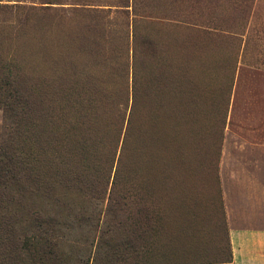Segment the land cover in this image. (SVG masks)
Segmentation results:
<instances>
[{
	"label": "rangeland",
	"instance_id": "1",
	"mask_svg": "<svg viewBox=\"0 0 264 264\" xmlns=\"http://www.w3.org/2000/svg\"><path fill=\"white\" fill-rule=\"evenodd\" d=\"M135 25L138 34L158 43L164 75H174L184 85V102L176 103L175 110L189 107L201 116L199 140H192L190 148L196 173L188 176L193 191L205 200L212 225L223 217L220 159L225 144L240 157L256 160L253 165L257 169L260 164L264 179L259 153L244 148L238 134L225 127L218 158L220 124L240 69L264 73V0H0V81L11 83L25 101L42 98L60 122L80 133L78 148L84 150L77 154L50 122L0 103V145L17 148L25 178L37 173L42 178L36 191H25L22 199L16 194L9 209L0 210V227L12 226L17 234L30 226L31 213L51 219L70 264H86L80 260L93 248L97 220L107 203L108 190L91 184L93 171L81 158L95 162V151L109 144L110 128L126 124ZM228 28L238 39H213L223 38ZM188 52L195 54L194 60ZM153 61L138 65L146 73L154 68ZM246 94L240 92L232 119L257 125L264 120L262 104L242 113ZM196 141L199 151L206 152L204 160L194 155ZM108 150L110 146L105 155ZM118 155L119 150L111 175Z\"/></svg>",
	"mask_w": 264,
	"mask_h": 264
},
{
	"label": "trees",
	"instance_id": "2",
	"mask_svg": "<svg viewBox=\"0 0 264 264\" xmlns=\"http://www.w3.org/2000/svg\"><path fill=\"white\" fill-rule=\"evenodd\" d=\"M229 28L223 38L213 36V39H238V33ZM133 29L132 91L126 124L118 123L110 128V138L106 141L109 144L95 151L99 154L93 155L95 162L88 163V156L81 158L84 167L89 166L93 171L91 184L108 190V195L105 209L97 220L93 248L87 259L80 261L86 264H233L223 204V217L212 225L205 200L193 191L188 176L190 172L196 173L190 148L192 140H199L201 116L188 110L189 107L175 110L176 103L184 102L181 95L184 85L176 83L174 75H164L158 43L140 32L139 35L136 25ZM188 53L189 59L194 60L195 54ZM149 58L155 66L145 73L138 63L142 64L143 60L146 63ZM175 83L179 85L177 90ZM0 103L11 110L20 109L30 119L50 122L59 137L83 155L84 150L78 148L80 133L70 124L60 122L42 98L25 101L11 83L0 81ZM226 119L227 112L223 114L218 134V158ZM108 145L110 151L105 155ZM17 152L14 145L12 148L0 145V210H8V203L16 194L22 199L25 191H36L42 181L38 173L30 179L23 176L25 163ZM205 154L199 151L196 141L195 157L200 155L204 160ZM202 167L205 168L204 161ZM33 179L36 186L32 185ZM31 216L25 232L15 234L12 226L0 227V264H70L72 260L59 249L60 242L54 233L56 223L34 213Z\"/></svg>",
	"mask_w": 264,
	"mask_h": 264
},
{
	"label": "crops",
	"instance_id": "3",
	"mask_svg": "<svg viewBox=\"0 0 264 264\" xmlns=\"http://www.w3.org/2000/svg\"><path fill=\"white\" fill-rule=\"evenodd\" d=\"M237 91L239 94L248 93L242 113L252 112L253 107L260 104L263 107L261 112H264V73L253 68L240 69L233 85L225 126L238 134L239 143L244 148L256 150L260 159L264 160V120L254 125L244 118L232 119L233 112L237 110ZM253 162L256 160L242 158L236 151H231L227 144L224 145L220 178L233 264H264V179L260 164L255 169L256 163L253 165Z\"/></svg>",
	"mask_w": 264,
	"mask_h": 264
}]
</instances>
